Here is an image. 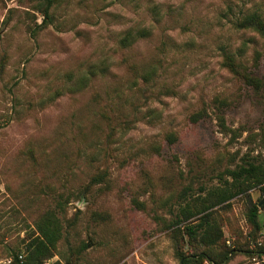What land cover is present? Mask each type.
<instances>
[{"label": "rangeland", "instance_id": "374dc122", "mask_svg": "<svg viewBox=\"0 0 264 264\" xmlns=\"http://www.w3.org/2000/svg\"><path fill=\"white\" fill-rule=\"evenodd\" d=\"M40 2L0 0V264L46 215L43 264H264V182L227 172L264 167V36L241 25L264 0ZM206 213L210 246L185 229Z\"/></svg>", "mask_w": 264, "mask_h": 264}, {"label": "trees", "instance_id": "16d2710c", "mask_svg": "<svg viewBox=\"0 0 264 264\" xmlns=\"http://www.w3.org/2000/svg\"><path fill=\"white\" fill-rule=\"evenodd\" d=\"M53 0H41L40 2V11L43 16V21L45 22L47 18H50L49 8L52 5ZM241 25L244 28L251 27L264 36V19H262L260 13L251 12L248 15L244 16L241 21ZM136 34L138 36L144 35V31H139ZM137 36L133 35V32L127 31L122 39L121 43L123 45H128L132 41H135ZM225 64L229 67L235 69V63L230 55H225ZM147 74V73H146ZM145 79H149L148 75L144 76ZM168 136H171L173 139L176 137L169 133ZM228 175L232 177L233 180L249 181L253 185H258L264 182V167L262 165H257L254 163H249L245 166H238L234 169L228 170ZM99 177H93L96 180ZM264 192V187H263ZM260 202V200H259ZM260 205H252L249 208L248 220L255 227V229L260 228V224L257 221L258 210L260 207H264V202L259 203ZM207 207L199 209L197 212H202L206 210ZM185 218L190 217L193 213L192 211H187ZM182 220V219H181ZM38 234L30 238L27 244L26 255L24 256L21 253H15L8 255L11 257V262L8 264H43L44 260L50 258L53 255V249L55 243L60 236V231L57 223L54 221L51 215H46L45 218H42L41 221L36 225ZM185 229L188 232V235L191 238H195L199 234L201 242L205 246H210L217 242L221 234H216V226L208 220V214H204L200 217V221L194 224H187ZM233 251L232 249L229 251ZM257 255H264V248L259 247L258 250L254 251ZM18 255H21V259L18 258ZM179 259L181 264H188L196 256L197 261H206L209 264H220L223 260L228 258L227 252L224 254L221 261H215L212 254L207 250H199L191 255H183L179 253ZM5 257V258H7ZM59 264V263H53Z\"/></svg>", "mask_w": 264, "mask_h": 264}, {"label": "built area", "instance_id": "2783aa9c", "mask_svg": "<svg viewBox=\"0 0 264 264\" xmlns=\"http://www.w3.org/2000/svg\"><path fill=\"white\" fill-rule=\"evenodd\" d=\"M263 222H264V216H263ZM18 258L21 259V255H18ZM11 262V257H7L4 259L3 264H8Z\"/></svg>", "mask_w": 264, "mask_h": 264}]
</instances>
